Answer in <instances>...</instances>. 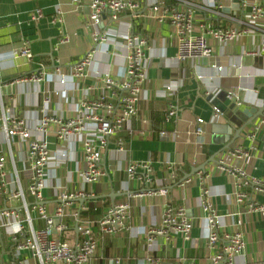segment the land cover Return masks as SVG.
Wrapping results in <instances>:
<instances>
[{"label": "crops", "instance_id": "crops-1", "mask_svg": "<svg viewBox=\"0 0 264 264\" xmlns=\"http://www.w3.org/2000/svg\"><path fill=\"white\" fill-rule=\"evenodd\" d=\"M163 1L170 9H188L186 1H189L194 23L207 27L231 25L236 18H245L253 3L264 6V0H247L245 7L241 4V9H235L233 2L220 0L225 8L217 13L209 5V0ZM148 3L149 0H143L135 13L123 12L118 21L107 20L95 26L90 22L87 4L78 7L71 0H0V80L13 82L8 88H2L4 102L32 128L46 115L75 116L85 99L106 96L117 103L120 90L104 87L97 72L102 76L107 73L118 82L124 80L127 49L120 34L129 28L128 24L132 32L147 40V99L140 101L137 116L119 134L124 140V150H119L117 138L110 140L101 162L105 174L86 188L88 194L93 195L71 201L64 216L56 215L57 208L63 203L62 195L82 190V149L74 138L58 140L55 124H51L45 134L54 155L59 157L62 152L66 153L65 163L57 165L56 159L52 162L47 187L43 190L44 205L54 218L53 236L74 243L81 235L76 229L73 213L97 221L114 203L129 200L131 208L125 229L110 234L102 232L97 224L94 226L99 245L90 264H211L212 256L222 249L225 232H242L246 242L245 252L234 264H264V209H249L251 202L264 207V191L255 190L252 184L244 185L242 191L248 194L245 202L229 199L237 191L236 179L218 166L219 159L229 150L240 144L247 148L251 146L244 134L254 125L246 127L233 141L236 129L262 106L261 102L264 104V53L261 50L264 16L259 19L260 29L243 34L233 44H223L208 35L214 51L210 57L197 63L178 60L171 23L153 18ZM36 10H41L42 17L34 20L31 13ZM96 30L100 33L110 31V38L96 42ZM24 38L31 40L34 59L16 58L7 64V53L19 48ZM93 47L96 49L92 62L85 67L84 76H75L70 64L83 58ZM250 51H259V54H246ZM214 65L222 66L223 70L218 71ZM40 71L46 74L38 82H16ZM198 74H203L204 79H198ZM63 76L67 79L65 83L61 82ZM168 81L180 85L176 91L163 96ZM215 88L222 89L216 97L213 96ZM230 90L239 93L243 104L235 105L226 97L225 93ZM171 104L179 108V116L167 121ZM215 104H225L229 111L219 122L212 121ZM198 118L205 122L198 124ZM219 124L229 126L224 135L215 128ZM199 125L201 134H197ZM163 131L166 134L162 135ZM33 133L44 136L36 129ZM11 147L19 179L26 187L30 166L26 144L16 138ZM5 150L9 154L6 146ZM149 157L153 158L152 187L167 189V193L133 197L132 194L141 187L150 184L129 179L127 167L132 161ZM235 163L242 165L250 176L264 181V133L259 136L248 160ZM203 165L204 171L188 176ZM7 168L9 171L13 169L11 159ZM204 190L210 191L209 199L221 216L217 228L221 239L216 246L209 245L207 240L206 213L201 203ZM26 195L29 204L33 205L34 197L27 192ZM167 203L184 207L188 216L195 219L190 238L185 239L180 234L157 235L156 245L148 250L145 230L158 224ZM21 205L22 201L7 202L0 195V224L8 221L1 212L9 208L20 210L21 217L25 218L26 211L20 208ZM30 217L34 228L44 227L45 222L37 209L30 207ZM61 224L67 226L63 231L58 229ZM3 230L0 264H38L30 252H23L18 257L12 236ZM149 256L154 260H148ZM115 260L119 262L115 263Z\"/></svg>", "mask_w": 264, "mask_h": 264}, {"label": "built area", "instance_id": "built-area-1", "mask_svg": "<svg viewBox=\"0 0 264 264\" xmlns=\"http://www.w3.org/2000/svg\"><path fill=\"white\" fill-rule=\"evenodd\" d=\"M78 7L88 6L90 22L98 26L107 20L118 21L120 14L123 12L135 13L141 8L143 0H71ZM230 4L234 0H228ZM188 9L169 8L164 4L163 0H149L150 15L158 21H169L173 27L174 40L177 46L178 60L195 61L210 57L214 51V47L209 43L208 35H211L223 44H233L240 36L247 33H254L260 29L259 19L264 16V6L253 3L249 13L245 18H236L231 25H219L207 27L205 24L194 23V15L192 13L191 3ZM243 7L246 6L247 0H241ZM209 5L217 12L225 8V4L220 0H209ZM241 8V7H240ZM245 14V11L243 12ZM244 16V15H243ZM42 17L41 10L31 13V18L37 20ZM61 21L62 19L59 18ZM128 29L122 32V38L125 40L127 49V65L125 69V78L118 82L109 74H100L103 86L107 88H118L120 95L118 102L101 96L95 100L85 99L80 103L75 116L63 118L60 116H45L37 125L32 128L27 120L19 117L12 106H7L4 102L2 88L9 87L13 82L3 83L0 80V195L7 202L22 201L20 208L26 211V217L22 218L20 210L9 208L1 212V215L8 218L7 222L0 224V246L3 240V229L8 231L15 242V251L19 257L23 252H30L38 261V264H90L96 255L98 249V236L93 229L97 224L102 232L115 234L127 227V220L131 205L129 200L114 203L105 214L104 217L97 221L84 219L80 213H73L78 233L81 235L74 243L68 240H62L53 236L54 218L48 214L43 202V190L47 187L48 169L54 159L56 164L60 165L66 162V153L62 152L61 156L53 154L49 141L46 138V132L51 124L57 125V138L60 141H66L74 138L81 145V155L83 167L80 172L82 180V190L79 193L63 194L62 204L57 208L56 215L64 216L66 206L71 201L79 199L82 196H91L88 194L87 185L98 181L105 171L101 167L104 152L107 150L109 142L112 138H117L119 150H124V140L119 134L130 123L131 119L137 116L139 111V103L146 97V82L148 80V57L146 55L147 40L135 34L131 30L130 24ZM107 33H100L98 30L94 32V39L99 42L101 39H109ZM63 42L65 41L62 40ZM96 48H92L80 60L70 64L75 76H84L85 67L92 62L93 52ZM264 53V43L262 46ZM246 54L258 55L259 51H250ZM9 56L7 64L13 63L16 58H25L27 60L34 59V53L31 46V40L24 38L22 45L7 53ZM218 71H222L223 67L214 65ZM45 71L38 74L33 73L16 80V82H38L41 80ZM198 79H204L203 74L197 75ZM66 78L61 77V82L65 83ZM178 83L166 82L163 96H167L170 92L179 88ZM222 93L221 88H215L213 96H219ZM226 97L233 100L235 105L243 104L237 91H227ZM263 106V102H261ZM179 108L170 105L166 120L178 118ZM225 117V112L218 106L213 105L212 121L219 122ZM258 119V121H257ZM254 122L252 129L244 134L245 139L251 141L250 147L240 144L233 150H229L225 156L218 161L221 171L233 175L236 179L237 191L234 197H229L239 203L245 202L248 194L242 191L244 185L252 184L255 190L264 191V181L250 176L246 169L236 161L245 162L251 156L252 150L258 142L259 136L264 133V111ZM198 124H203V118L197 119ZM33 129L42 132V137L35 136ZM202 133L200 125L197 128V134ZM166 134V132H161ZM16 138L26 144L29 168L27 170V182L24 187L19 179L18 170L14 161L12 144ZM8 149L9 154L5 150ZM10 156V157H9ZM64 158V159H63ZM11 159L13 169L8 170ZM153 158L146 160L132 161L127 167L128 177L131 180H137L144 184H150L148 187H141L135 192L133 197H144L145 195L166 194L167 189H157L153 186ZM26 192L34 197L35 203L29 204ZM210 191L204 190L201 198L202 207L206 213L205 221L207 223V240L209 245H215L221 239L218 232L221 216L217 213L215 206L209 199ZM32 205V206H31ZM30 207L37 209L40 218L44 220L43 228H34L30 217ZM250 211L264 209L263 206L256 202L249 204ZM195 224V219L189 217L185 208L167 203L161 215L158 224H154L145 230L148 250L156 245V236L162 235L170 237L172 234H180L185 239L190 238V233ZM67 226L61 224L58 226L60 231L65 230ZM223 246L210 259L211 264H234L237 257L245 252L246 242L242 232L234 234H223ZM148 260H154L149 256ZM1 262V256H0ZM119 260H115L118 263ZM21 264V263H13ZM181 264V263H179Z\"/></svg>", "mask_w": 264, "mask_h": 264}, {"label": "water", "instance_id": "water-1", "mask_svg": "<svg viewBox=\"0 0 264 264\" xmlns=\"http://www.w3.org/2000/svg\"><path fill=\"white\" fill-rule=\"evenodd\" d=\"M240 1L241 0H234V6H233V8H237V9H241L240 8ZM220 98V97H219ZM224 112H226L225 113V115L227 114H229V111H227L226 110V105L225 104H223L222 106H219ZM263 111H264V105L263 106H261L260 108H257V110H255V112L254 113H252V114H250V116H249V118H247L244 122H242V124H240L239 126H238V128L236 129V134H235V136H234V139H233V141H235L237 138H239L240 136H241V133L246 129V127H248L249 125H253L254 124V122L256 121V119L259 117V116H261V115H263ZM232 141V142H233ZM204 168H205V165H203V166H199V167H197L195 170H193V172L192 173H189L188 174V176H191L193 173H195V172H198V171H204ZM76 229L78 230V228L76 227Z\"/></svg>", "mask_w": 264, "mask_h": 264}, {"label": "rangeland", "instance_id": "rangeland-1", "mask_svg": "<svg viewBox=\"0 0 264 264\" xmlns=\"http://www.w3.org/2000/svg\"><path fill=\"white\" fill-rule=\"evenodd\" d=\"M228 127L229 126L227 124L215 125V128L217 129V132L220 133V135H224L227 132Z\"/></svg>", "mask_w": 264, "mask_h": 264}]
</instances>
